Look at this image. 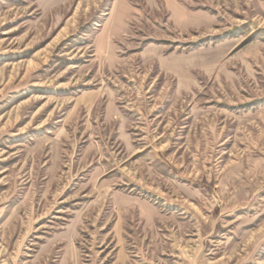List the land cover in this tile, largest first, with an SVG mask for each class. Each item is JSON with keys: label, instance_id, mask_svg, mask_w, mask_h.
Segmentation results:
<instances>
[{"label": "rangeland", "instance_id": "rangeland-1", "mask_svg": "<svg viewBox=\"0 0 264 264\" xmlns=\"http://www.w3.org/2000/svg\"><path fill=\"white\" fill-rule=\"evenodd\" d=\"M0 264H264V0H0Z\"/></svg>", "mask_w": 264, "mask_h": 264}]
</instances>
